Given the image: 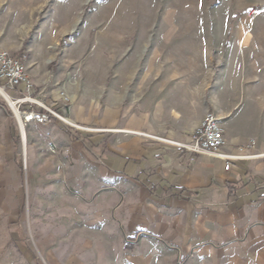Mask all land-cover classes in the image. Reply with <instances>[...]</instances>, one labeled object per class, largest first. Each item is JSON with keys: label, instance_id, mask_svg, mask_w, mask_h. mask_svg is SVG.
Masks as SVG:
<instances>
[{"label": "crops", "instance_id": "1", "mask_svg": "<svg viewBox=\"0 0 264 264\" xmlns=\"http://www.w3.org/2000/svg\"><path fill=\"white\" fill-rule=\"evenodd\" d=\"M110 23L85 54H67L52 69L28 64L33 88L13 93L52 105L84 130L54 118L23 128L30 154L39 138L53 145L52 163H30L29 182L66 186L71 205L53 213L51 226L31 227L33 213L17 209L24 197L13 180L0 212V264H264V157L226 169L207 152L152 138L191 144L205 115L203 93L184 69L157 66L155 56L143 68L111 66ZM225 124L223 151L254 138L264 152L243 110L229 111Z\"/></svg>", "mask_w": 264, "mask_h": 264}, {"label": "rangeland", "instance_id": "2", "mask_svg": "<svg viewBox=\"0 0 264 264\" xmlns=\"http://www.w3.org/2000/svg\"><path fill=\"white\" fill-rule=\"evenodd\" d=\"M108 21L111 66L143 68L150 55L157 66L181 67L224 134L229 111L243 110L248 131L264 137V0H0V49L21 58L27 71L37 61L52 69L67 54L90 51ZM23 132L0 95V212L8 210L3 199L15 180L24 197L16 206L33 213L30 226H51L53 213L71 205L70 192L29 182L30 163H52L53 145L39 138L30 154ZM28 241L33 245L31 234Z\"/></svg>", "mask_w": 264, "mask_h": 264}, {"label": "built area", "instance_id": "3", "mask_svg": "<svg viewBox=\"0 0 264 264\" xmlns=\"http://www.w3.org/2000/svg\"><path fill=\"white\" fill-rule=\"evenodd\" d=\"M0 83L2 89L12 98L15 90L23 86L24 90L30 91L33 84L27 74L26 67L21 58H17L9 54L6 50L0 49ZM13 99V98H12ZM15 110L14 115L18 125L24 128L29 123L45 125L52 118L63 122L65 125L77 129L84 130L83 127L75 124L67 115L58 112L52 105L36 102L27 96L13 99ZM26 103H36L41 108H25ZM223 127L220 119L212 111H207L200 126L193 134V142L191 144H183L172 140L155 137L152 138L166 143H173L189 151L207 152L215 157L225 161V168H229L230 162L233 160H245L264 157V152H256V140L250 139L246 146H237L236 152L223 151L227 147L224 136ZM141 135L149 136L140 132ZM185 256L180 254L178 262H183Z\"/></svg>", "mask_w": 264, "mask_h": 264}, {"label": "bare ground", "instance_id": "4", "mask_svg": "<svg viewBox=\"0 0 264 264\" xmlns=\"http://www.w3.org/2000/svg\"><path fill=\"white\" fill-rule=\"evenodd\" d=\"M0 95H2L6 100H8V103L14 107V110H15V106H14V102L12 101L13 99L10 98V96L0 87ZM22 129V132H23V128ZM24 134V132H23Z\"/></svg>", "mask_w": 264, "mask_h": 264}, {"label": "trees", "instance_id": "5", "mask_svg": "<svg viewBox=\"0 0 264 264\" xmlns=\"http://www.w3.org/2000/svg\"><path fill=\"white\" fill-rule=\"evenodd\" d=\"M1 104H2V102H1ZM3 106H4V104H2Z\"/></svg>", "mask_w": 264, "mask_h": 264}]
</instances>
